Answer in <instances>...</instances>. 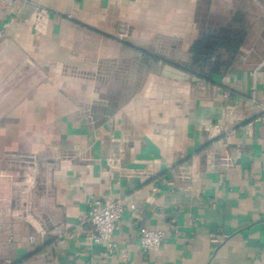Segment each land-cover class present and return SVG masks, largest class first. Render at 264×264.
<instances>
[{"label": "crops", "instance_id": "obj_1", "mask_svg": "<svg viewBox=\"0 0 264 264\" xmlns=\"http://www.w3.org/2000/svg\"><path fill=\"white\" fill-rule=\"evenodd\" d=\"M5 4L0 264H264V0ZM228 27L237 63L202 81L191 48ZM94 199L126 209L115 253L85 239Z\"/></svg>", "mask_w": 264, "mask_h": 264}, {"label": "built area", "instance_id": "obj_2", "mask_svg": "<svg viewBox=\"0 0 264 264\" xmlns=\"http://www.w3.org/2000/svg\"><path fill=\"white\" fill-rule=\"evenodd\" d=\"M16 1V0H12ZM5 0H0V21L1 16L6 9ZM46 11L43 9H37L36 25L35 28L40 30L45 27L46 24ZM225 97H228L226 94ZM252 97L256 102V87L252 88ZM261 115L260 122L264 124V101L258 104ZM234 133V131L232 132ZM126 209L119 202L104 203L101 199H94L90 202L88 211V221L92 224L93 230L85 235V239L89 244H106L109 253H115L117 250L116 244L113 242L115 231L118 229L120 220L124 215ZM27 220V217H25ZM44 230H42L43 232ZM54 234L58 238L73 239L78 236L77 233H70L63 230L60 227L53 229ZM165 238V232L162 229H141L139 244L143 253L156 252L160 249ZM35 238L32 237L31 241ZM12 239H8L10 243Z\"/></svg>", "mask_w": 264, "mask_h": 264}, {"label": "trees", "instance_id": "obj_3", "mask_svg": "<svg viewBox=\"0 0 264 264\" xmlns=\"http://www.w3.org/2000/svg\"><path fill=\"white\" fill-rule=\"evenodd\" d=\"M246 39L240 28H220L205 32L191 48L194 74L202 81L211 82L214 75L233 71Z\"/></svg>", "mask_w": 264, "mask_h": 264}]
</instances>
